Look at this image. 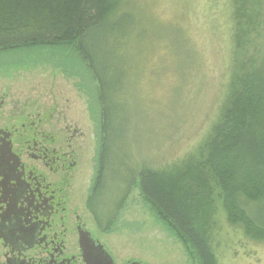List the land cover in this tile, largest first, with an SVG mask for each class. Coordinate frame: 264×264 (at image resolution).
<instances>
[{"label":"rangeland","instance_id":"rangeland-1","mask_svg":"<svg viewBox=\"0 0 264 264\" xmlns=\"http://www.w3.org/2000/svg\"><path fill=\"white\" fill-rule=\"evenodd\" d=\"M125 5L137 23L135 36L118 45L112 38L106 42V60L122 73L118 89L124 141L133 144L135 139L139 158L153 166L180 162L215 124L231 85L234 53L239 50L230 1L126 0ZM256 54L257 63L264 61V30ZM97 101L95 81L70 48L0 52V125L40 123L41 130L59 138L78 129L84 135L78 142L82 204L95 178ZM89 222L115 264H201L193 249L157 219L137 183L113 210L108 233H99ZM210 225L218 264H264V240L252 241L230 227L220 208Z\"/></svg>","mask_w":264,"mask_h":264},{"label":"trees","instance_id":"trees-1","mask_svg":"<svg viewBox=\"0 0 264 264\" xmlns=\"http://www.w3.org/2000/svg\"><path fill=\"white\" fill-rule=\"evenodd\" d=\"M125 1L0 0V52L70 48L90 72L100 124L88 205L102 232L111 230L113 210L137 183L164 227L190 246L201 264H218L210 225L218 208L230 227L252 241L264 240V61L257 63L256 54L264 30V0H229L239 51L224 107L190 154L158 167L139 158L135 139L133 144L124 141L118 89L122 73L106 60L107 38L118 45L135 36L137 23L126 13Z\"/></svg>","mask_w":264,"mask_h":264},{"label":"flooded vegetation","instance_id":"flooded-vegetation-1","mask_svg":"<svg viewBox=\"0 0 264 264\" xmlns=\"http://www.w3.org/2000/svg\"><path fill=\"white\" fill-rule=\"evenodd\" d=\"M78 131L59 138L40 123L0 125V264H88L86 249L106 251L89 220L108 232L90 196L79 197Z\"/></svg>","mask_w":264,"mask_h":264},{"label":"water","instance_id":"water-1","mask_svg":"<svg viewBox=\"0 0 264 264\" xmlns=\"http://www.w3.org/2000/svg\"><path fill=\"white\" fill-rule=\"evenodd\" d=\"M99 249L94 254L93 253L88 254L87 253L88 249H86L84 255L87 257L88 264H115L112 258L110 257V255L106 251L102 250V248ZM97 259H101V261H96Z\"/></svg>","mask_w":264,"mask_h":264}]
</instances>
